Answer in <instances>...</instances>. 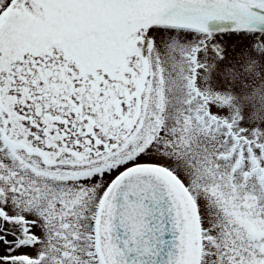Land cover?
<instances>
[{"label":"snow or ice","instance_id":"1","mask_svg":"<svg viewBox=\"0 0 264 264\" xmlns=\"http://www.w3.org/2000/svg\"><path fill=\"white\" fill-rule=\"evenodd\" d=\"M0 264H264V0H0Z\"/></svg>","mask_w":264,"mask_h":264}]
</instances>
